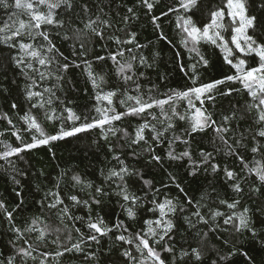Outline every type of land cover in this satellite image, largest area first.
I'll return each instance as SVG.
<instances>
[{"label":"trees","instance_id":"trees-1","mask_svg":"<svg viewBox=\"0 0 264 264\" xmlns=\"http://www.w3.org/2000/svg\"><path fill=\"white\" fill-rule=\"evenodd\" d=\"M244 2L248 15L257 18L255 22L258 26L257 30L249 29V34L259 36V27L264 25V0H244ZM74 3L75 10L73 12L62 13L58 16V19L64 20L65 28L45 27L58 49L56 60L61 65L63 63L70 65L68 70L62 73L61 81L57 82L55 79L43 81V86H56V95L65 101V105L54 103L53 107L57 116H67L64 111L66 106L81 117V120L76 122L79 124L84 122V117L97 116L95 107L106 105V101H101L98 104L95 99L98 90L92 88L85 70L87 67L85 61L91 62V70L94 73L104 77V82L101 84L104 92L117 91L116 97H113L112 107L118 112H124L134 104V101H127L124 105L120 103L121 100H126L125 89L127 95L134 96L136 93L133 91L134 85L131 82L125 86L116 75V66L110 57L115 55L118 50L134 49L131 53L125 51L123 57L117 56V60L126 63L131 56L137 57V60L132 62L133 71L136 72L133 79L140 85V93L145 100L148 97L164 99L172 90L182 91L192 87L191 66L196 64L199 57L196 53L189 51L190 44L185 47L181 43L182 35L177 27V14L169 12V8L177 6V0H158V2H154L151 12L142 6L139 0H74ZM223 3L224 0H198L197 8L193 9L189 15H193L198 24L208 22L211 12L222 7ZM84 5H87L90 10L87 15L83 12ZM129 7L133 8L134 17L127 12ZM101 9L103 11H100ZM12 11L13 9L6 10L0 7V25L8 19ZM164 13L168 14L164 15ZM94 14H99L101 19L110 21L111 27L104 28V39L93 36L89 32L82 34L80 32L84 29V23L81 21H86L89 15L95 18ZM125 16L131 17L127 23L123 20ZM154 16L159 17L157 20L160 25L159 29L152 23ZM128 33H135L133 45H118L114 39H110V37L127 39L129 38ZM161 33L166 39L160 38ZM65 34L68 35V39H64ZM224 35L230 39L229 32H225ZM26 42L43 43L39 37L35 41ZM81 43H84L83 50L80 47ZM197 48L199 54L208 60L206 67L201 65L196 67L197 84L224 79L233 74L234 69L225 63L224 53L220 49L203 41ZM15 54L16 49L0 43V116L6 113L12 119L16 129H20L19 134L23 137L24 142L30 143L33 142L32 137L35 133L24 130L26 126L19 116L29 110L30 102L25 99V88L31 82L15 67L11 59ZM98 56H103L105 59L97 60ZM141 56L146 59V64L143 66L139 63ZM244 58L249 64L254 63L253 57ZM25 70L27 71V69ZM52 70H56L55 64L52 65ZM37 83H40L38 77ZM43 86L39 90L42 91ZM229 88H241V85L230 81L218 85L215 101H206L204 107L212 113L213 118L217 121H221L223 115L236 113V118L231 121L230 125L232 131L228 135L232 138L233 144L243 135V143L246 147H240L239 152L247 161H251L253 154L250 149L254 143L251 138L252 132L249 131L251 120L247 116L241 118L240 115L247 96L244 92H233L230 96L219 95L220 92ZM45 96L47 97V94ZM13 103L17 104V108H12ZM186 104V101L178 102L181 112L185 111ZM164 107L166 110L170 109V105ZM159 113L160 109L153 107L142 115L125 116L120 121L114 122V126L126 130L131 136H134L137 127L143 123L162 128V125L152 118L154 115L159 116ZM174 123L175 128L165 133L159 144L151 141V130H145V137L152 144L155 154L161 157L159 164L151 161L152 153L146 150L147 146L143 143L140 146H134L137 155L133 156L132 149L127 147L128 138L124 137L123 131L117 132L115 136L109 133L108 140H105L101 136L99 128L81 132L62 140L50 141L47 145H39L34 149L26 150L20 156L10 157L9 162L0 159V202H3L7 211L13 214V220L10 223L4 211L0 210V260L7 264L8 258L15 256L20 247L27 246L11 230L13 225L23 230L30 226L37 217H40L45 221L41 227L59 228L61 232L50 233L48 242L38 246L37 251L33 253L37 259L35 261L28 259L27 264H39L42 252L54 254L58 245L52 241L56 239L57 235L61 238V244H69L65 239L68 232L72 236L70 244L81 243L83 251L65 252L62 257L55 259L53 256H49L48 264H56L57 260H59V264H127L121 253L124 249L130 248L134 251V248L115 239L116 235L121 234L122 229H117L114 226L123 222L124 227L128 229V232L124 233L125 235L138 233L146 227L144 221L156 218L157 214L148 210L152 207L149 201L153 196H156L160 201L167 197L177 198L175 202L184 203L186 194L194 201H199L202 196H205L204 203L212 208L218 206L221 211L225 212L228 210L218 204V199L229 201L240 199L241 203L238 208L247 207L249 209V216L258 235L255 238L250 233L239 235L236 244L239 251L231 257L230 264H250L248 257H251L254 264H264V247L261 246V242H264V211H261V207L264 205V187L258 193L252 191L254 186H259V181L254 176H248L246 172L241 171L242 165L235 156L224 154V146L215 138L211 129L196 134L194 138H188L184 134L187 124L179 120ZM41 124L49 135L56 134L61 125L65 128L73 126V122L66 119L55 121L42 119ZM14 130L7 120L0 119V133H2L0 135V153L5 150V145H19L20 142L12 135ZM174 137L181 139L174 140ZM183 139H190V143L188 145L182 143ZM169 143H172L176 154L186 149L189 150L192 160L197 162L200 161L201 151L214 152L215 148H220L221 151L214 152L215 159L213 161L219 164L220 171L212 173L210 168L204 166L195 175H189L192 169L187 158L175 161L167 158V153L170 150ZM110 145L113 146L115 154H119L130 168L141 171L144 179L152 181L151 190L145 187L143 191H137L141 184L139 180L130 187L131 192H135L141 197L140 204L134 209L135 219L129 218L122 207L125 202L116 194L118 192L116 184L105 179L109 169L118 167L117 162L112 159L114 152L109 151ZM120 145H124L122 150ZM257 158L259 157L257 156ZM225 167L235 171L241 179L243 192L239 196L232 190L233 181L227 180L224 176L223 169ZM62 174L63 178L58 181ZM74 175L79 176L85 184L90 183L92 187L75 185L71 179ZM170 176L175 177V183L170 180ZM16 181L19 183L17 184ZM57 183H59V189L55 188ZM177 183L184 189V193L176 188ZM96 187L103 188L104 193L107 194L97 196L101 203L99 205L91 204L90 210L83 203L76 205L68 199L69 195L75 194L81 201L91 202ZM156 189H159V192H156ZM50 190L60 191L65 205L69 207L70 214L83 216L85 220L72 221L65 216L64 223H61L59 209L42 208L41 203H47L44 197ZM17 192L20 193L19 196ZM184 206L186 209L189 207L186 203ZM202 211L207 213L208 207L202 208ZM89 215L93 218L99 215L103 217L109 227H113V231L107 236L99 237V244L86 239L89 233L86 226ZM222 222L223 217L217 219V223L222 225ZM178 225L180 230L175 233L173 241L177 249L185 239H191L189 233L185 231L187 225L183 223L182 219L178 220ZM227 227L223 226L216 233L210 234L211 244L215 248H219L222 254H227L232 248L231 243L228 245L223 243L225 239H231V233L224 230ZM75 228H79L80 232L84 234V240H81L80 234L75 231ZM205 230L207 229L205 228ZM35 235V233H24V236L33 245H36L33 239ZM245 252L247 256L244 255ZM134 254L139 258V254L135 252ZM86 255L94 258H86ZM162 256L169 262L171 261L170 254L162 253ZM15 264H21V257L17 256ZM205 264H209V262L206 260Z\"/></svg>","mask_w":264,"mask_h":264},{"label":"snow or ice","instance_id":"snow-or-ice-1","mask_svg":"<svg viewBox=\"0 0 264 264\" xmlns=\"http://www.w3.org/2000/svg\"><path fill=\"white\" fill-rule=\"evenodd\" d=\"M139 2L151 12L154 2H158V0H139ZM197 5L198 0H177V6L169 8V12L177 14V27L180 29L182 35L181 43L185 47H188L190 44L189 51L196 53L199 57L196 64L191 66L193 72V76L191 77L192 87L182 91L172 90L164 99L148 97L145 100L140 93V85L133 79L136 76V72L133 71L132 62L137 60V57L131 56L126 63H121L117 60V56L123 57L125 51L131 53L134 49L118 50L115 55L110 57L116 66V75L123 81L125 86L131 82L134 85L133 91L136 93L134 96L127 95V90L125 89L126 100H121L120 103L124 105L127 101H134V104L129 106L124 112H118L112 107L113 97H116L117 91L104 92L101 88L104 77L94 73L91 70V62L85 61L87 65L85 70L87 71L92 88L98 90L95 96L96 101L98 104L101 101H106L107 103L104 107H95L97 116L91 118L84 117V122L77 124L76 122L80 121L81 117L77 116L72 109L66 106L64 107V111L67 113L66 117L56 115V110L53 107L54 103L65 105V101L56 95V86H43V81L45 80L55 79L57 82L61 81L63 79L62 73L66 72L70 66L68 63L61 65L56 60L58 49L45 30V27L65 28L64 20L58 19V16L62 13L73 12L75 10L74 0H0V7L6 10L13 9L8 19L0 25V43L5 44L9 48L16 49V54L11 59L15 67L31 82L25 88V99L30 102V107L28 111L19 116V119L26 126L25 131H34L35 133L32 137L33 142L25 143L23 137L19 134L20 129H16L12 119L6 113L0 116V119L7 120V123L15 129L12 131V135L20 142L17 146L5 145V150L0 153V159L9 162L10 157L20 156L26 150L34 149L39 145H47L50 141L62 140L67 137H73L81 132L99 128L100 134L105 140H108L109 133L115 136L117 132L123 131L124 137L128 138L127 147L132 149L133 156L137 155L134 146H140L143 143V145L147 146L146 150L152 153L151 161L159 164L161 163V157L155 154L152 144L145 137V130L150 129L152 133L150 137L151 141L159 144L165 133L175 128L174 121L179 120L187 124L184 134L188 138H194L196 134L204 133L211 129L215 134V138L224 146V154L235 156L242 165L241 171L246 172L248 176H254L259 181V186L252 188L253 192L258 193L264 187V25L259 27V36L249 34V29L257 30L258 26L255 23L257 18L248 15L244 0H224L222 7L211 12L210 21L202 24H198L194 20L193 15H189V13L193 12V9L197 8ZM89 11L87 5H84L83 12L87 15ZM100 11H103V9ZM127 12L132 14V17L135 16L133 8L129 7ZM167 14L164 13V15ZM94 16L95 18L89 15L86 21H81L84 23V29L80 30V32L81 34L89 32L93 36L104 39V28L111 27L110 21L101 19L99 14H94ZM130 18L129 16H125L123 20L127 23ZM158 19L159 17L155 16L152 18V23L157 29L160 28V25L157 23ZM225 32L230 33V39L225 37ZM57 34L59 35V33ZM37 37L41 38L43 43L34 44L26 42L35 41ZM128 37L123 40L113 37H110V39H114L118 45H133L135 33H128ZM68 38V35L65 34L64 39ZM160 38L166 39L162 33ZM202 41L209 43L224 53L225 63L234 69L232 75L213 82L197 84V80L195 79L197 65L205 67L208 65V60L199 54L197 48ZM80 47L83 50L84 43H81ZM244 57H253L254 63L249 64ZM104 59L105 57L103 56L97 57V60ZM139 63L141 66L145 65L146 59L143 56L139 57ZM53 64L56 65L55 71L52 70ZM76 66L79 67V65ZM37 77L40 81L39 84L37 83ZM226 81L239 83L241 88H229L226 91L220 92L219 95L230 96L233 92H244L247 96L240 115L241 118L247 116L251 120L249 131L252 132L251 138L254 142L250 149L253 154L251 161H247L239 152L240 147H246L243 143V135L235 141V144L231 142L232 138L228 135L232 131L230 125L231 121L236 118V113L223 115L221 121H217L213 118L212 113L208 112L207 108L204 107L206 101H215L217 86L224 84ZM42 86L43 90L41 91L39 88ZM45 94H47V97ZM180 101L187 102L186 109L183 112L178 107V102ZM165 105H170V109L166 110ZM153 107L160 109L159 116L154 115L152 118L157 120L162 125V128L143 123L137 127L134 136H131L126 130L114 126V122L120 121L125 116L142 115ZM12 108H17V104L13 103ZM33 109L36 111L33 112ZM42 119L49 121L66 119L72 121L73 126L65 128L61 125L56 134L49 135L41 124ZM179 139L181 138L174 137V140ZM181 142L188 145L190 139H183ZM119 147L122 150L124 145H120ZM169 149L167 153L169 160L188 159L190 168L192 169L189 175H195L204 166L210 168L212 173L220 171L219 164L213 162L215 159L214 152L221 151L220 148H215L214 152L201 151L199 162L192 160L191 152L187 149L176 154L172 148V143H169ZM109 151L114 152L112 159L117 162L118 167L109 169L105 179L116 184V188L118 189L116 194L125 202L122 207L129 218L135 219L136 213L134 209L140 204L141 197L135 192H131L130 187L139 180L141 184L137 191H143L145 187L151 190L152 181L144 179L141 171L130 168L119 154H115L113 146H109ZM223 172L227 180L233 181L231 185L232 190L239 196L243 192V188L238 174L227 167L223 169ZM62 178L63 174L58 178V181ZM71 179L75 185L92 187L90 183L85 184L79 176L74 175ZM170 180L175 183V177L170 176ZM16 183L18 184L19 181H16ZM55 188L59 189V183L56 184ZM176 188L181 193H184V189L180 184L177 183ZM94 191L95 195H93L91 202L81 201L75 194L69 195L68 199L76 205L83 203L90 210L91 204L99 205L101 203L97 196L107 194L104 193L101 187H96ZM156 192H159V189H156ZM17 195L19 196L20 193L17 192ZM44 199L47 203L42 202L41 207L59 209L61 223H64L63 218L65 216L72 221L85 220L83 216L70 214L69 207L65 205L60 191L50 190L45 194ZM205 199L206 197L202 196L199 201H194L185 194L184 203H179L175 202L177 198L165 197L163 201H160L156 196H153L149 201L152 207L148 210L157 214L156 218L144 221L146 227L142 228L140 232L125 235L124 233H127L128 229L124 227L123 222L117 223L114 227L122 229V232L116 235L115 239L134 248V251L130 248L124 249L121 253L127 264H205L206 260L209 264H230L231 257L235 256L239 251L236 247L239 235L250 233L254 238L258 235L249 216V209L247 207L239 209L238 206L241 201L238 198L231 201L218 199V204L223 205L228 210L227 212L221 211L218 206L216 208L209 207L204 203ZM185 203L189 206L187 209L184 206ZM62 205L63 207H60ZM204 207H208L207 213L202 211ZM0 210L4 211L6 218L11 223L13 214L7 211L3 202H0ZM261 211H264V205H262ZM220 217H223L222 225L217 223V219ZM180 219L187 225L185 231L189 233L191 239H185L184 243L177 249L173 241L175 233L180 230L178 225V220ZM44 224L45 221L37 217L30 226L23 230L13 225L11 230L27 246L20 247L15 256L8 258L7 264H15L17 256L21 257V264H27L28 259L35 261L37 257L33 253L37 251V247L48 242L50 233L61 232L59 228L52 229L50 226L41 227ZM86 226L89 229L86 237L87 241L95 242L96 244L100 243L99 237L107 236L113 231V227H109L103 217L99 215L95 218L89 215ZM223 226H228L224 230L231 233V239L223 241L225 245L232 244V248L227 254H222L221 250L215 248L210 241V234L216 233ZM65 228H67V225H65ZM75 231L80 234L81 240L85 239L84 234L80 232L79 228H75ZM24 233H35L36 235L33 239L36 245H33L24 236ZM65 239L70 244L72 239L70 232L66 234ZM52 243L58 245L57 250L54 254L42 252L39 264H48L49 256H53L55 259L62 257L65 252L73 250L76 252L83 251L79 242L70 244V246L69 244H61L59 235H57ZM157 245L160 247L157 248ZM261 246L264 247V242H261ZM61 248L62 250H60ZM134 252L139 254V258ZM162 253L170 254L171 261L169 262L168 259L164 258ZM244 255L247 256V253L245 252ZM86 258L94 257L86 255ZM248 259L250 264H254L251 257H248ZM0 264H5V261L0 260ZM56 264H59V260L56 261Z\"/></svg>","mask_w":264,"mask_h":264},{"label":"rangeland","instance_id":"rangeland-1","mask_svg":"<svg viewBox=\"0 0 264 264\" xmlns=\"http://www.w3.org/2000/svg\"><path fill=\"white\" fill-rule=\"evenodd\" d=\"M238 55V54H237Z\"/></svg>","mask_w":264,"mask_h":264}]
</instances>
